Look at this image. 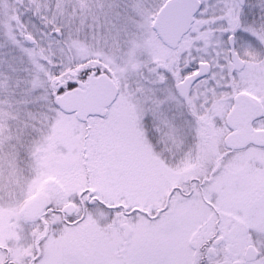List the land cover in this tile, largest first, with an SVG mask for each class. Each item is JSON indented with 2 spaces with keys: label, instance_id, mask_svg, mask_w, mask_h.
<instances>
[{
  "label": "snow or ice",
  "instance_id": "1",
  "mask_svg": "<svg viewBox=\"0 0 264 264\" xmlns=\"http://www.w3.org/2000/svg\"><path fill=\"white\" fill-rule=\"evenodd\" d=\"M0 264H264V0H0Z\"/></svg>",
  "mask_w": 264,
  "mask_h": 264
}]
</instances>
